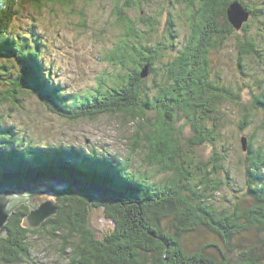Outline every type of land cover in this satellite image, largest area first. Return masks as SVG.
Wrapping results in <instances>:
<instances>
[{"label": "trees", "instance_id": "trees-1", "mask_svg": "<svg viewBox=\"0 0 264 264\" xmlns=\"http://www.w3.org/2000/svg\"><path fill=\"white\" fill-rule=\"evenodd\" d=\"M28 1L46 4V0H0V60L7 56L17 60L15 74L6 78L9 87L0 90V108L6 104L22 106L17 103L19 95L37 88L42 103L72 121L111 112H123L134 119H143L149 110H154L159 120L150 128L149 138L158 148L152 163L166 175L161 180L146 178L135 172L130 162L125 163L114 155L98 153L94 149H77L72 153L69 147L62 149L55 145L43 149L31 141H18L17 130L1 125L3 118L0 114V181H30L41 175L45 180L68 177L65 181L70 184L81 179L88 186H77L80 193L84 192V199L74 195V190L59 193L56 197L61 204L59 213L45 221L41 228L25 227L23 220L29 208L18 207L8 222V235L0 237V264H25L31 257L30 233L47 228L49 224L56 232L68 230L82 235L81 244L75 245L76 255L72 257L71 264H264V237L260 235L264 232L263 145L255 146V134L249 136L248 149L254 166L245 174L252 182L247 189L251 202L243 204L242 199L232 207L219 208L212 194L225 182L214 175L221 168L213 173L219 164L217 155L214 152V157L204 159L199 158L201 155L197 156V152L188 155L182 151L177 135L182 132L181 126L172 125L178 117L168 111L171 105L175 113L177 107H183L190 117V106L214 108L223 100L234 101L229 90L209 80L210 71L205 67L206 62H212L208 57L210 48L226 39L230 35L229 30L234 28L227 17L231 0H178L189 9L180 28L189 25L190 31L182 41L180 55L168 56L170 60L164 62L177 65L167 78L181 79V74L186 79L182 81L185 83L183 88L174 89L178 94L166 96L164 93L160 96L167 100L165 104L161 103L160 97H151L149 92L140 90L154 73L155 60L161 62L162 55L174 49L168 39L158 41L155 36L158 32L153 25L161 14L136 15L137 21L121 13L117 23L120 31L122 28L124 31L104 56L115 65L114 73L108 76V89L98 83L95 90L89 88L69 93L52 81V74H44L43 60L39 61L43 53L28 38L38 35L34 30L29 32L32 35L26 38L27 42L19 36V40L11 41L8 50L2 47L10 34L3 36L1 29H10L6 23L15 19L18 3ZM57 1L68 6L75 2ZM145 1H150L146 4L149 6L155 0H129L127 4L134 11L140 4L144 7ZM167 1L172 0L162 1L160 5L165 8ZM116 2L118 7L119 1ZM244 5L252 16L244 27H250L257 15H264V7L256 11L246 3ZM172 23L168 22L162 38L167 37V32L171 34ZM150 34L154 35L155 42ZM234 36L242 44L240 53L258 55L254 33L243 40L240 35ZM151 43L155 46H150ZM146 64L149 65L148 74L142 76ZM3 71L5 66L0 62V80L4 79ZM163 80L162 84L168 83ZM182 95L186 96V102L179 98ZM196 132L199 141L190 142L195 148L206 140H216L208 134L200 138L202 130L197 129ZM65 152L73 155L75 161L66 160ZM44 160L50 161L49 167L40 162ZM93 186L97 188L93 189ZM92 191L94 198L100 200L96 204L105 206L111 220L108 234H97L88 224L87 195ZM21 208L24 210L20 211Z\"/></svg>", "mask_w": 264, "mask_h": 264}, {"label": "rangeland", "instance_id": "rangeland-1", "mask_svg": "<svg viewBox=\"0 0 264 264\" xmlns=\"http://www.w3.org/2000/svg\"><path fill=\"white\" fill-rule=\"evenodd\" d=\"M116 1L75 0L70 6L57 0H46L44 5L38 2L33 3V1L20 2L15 19L9 24L6 23L10 29L7 30L5 27L1 29L3 36L10 34L4 40L2 47L8 50L11 41L19 40V36L26 41V38L32 35L29 32L34 30L38 35L28 38L33 45L39 46L43 53L39 56V61L43 60L44 74H52V81L62 85L63 90L70 93L83 89H94L98 83L108 89L110 85L108 76L114 73L115 65L104 56L124 31V28L120 31L117 23V19L121 17L120 14L134 17L138 21L136 15L145 16L146 13L147 16L148 13L151 16L157 12L161 14V17L153 25L159 34L155 36L158 41L168 39L174 49L162 55L161 62L155 60L156 69L146 81L145 86L143 83L140 90L142 93L149 92L151 97L158 98L164 93L166 96L176 94L185 84L182 82L185 75L182 76L179 73L181 79L176 78V80H174L175 77L167 78L169 73L177 68V65L164 61L170 60L169 57L176 53L180 55L183 47L182 41L190 31L189 25L180 28L181 21L185 22V13L189 9L178 0L167 1L165 8L160 5L165 0H155L149 6L146 4L150 1H145L143 2L144 7L140 4L132 11L127 4L129 0H118V7ZM234 1L236 0H231L228 7ZM237 1L248 4L256 11L264 7V0ZM197 6L200 5L197 4ZM181 16L183 17L180 18ZM249 20H252V16ZM249 20L241 29L233 26L234 28L229 30L230 35L226 39L210 48L208 57L212 62L211 64L206 62L205 65L210 71L209 80H212L218 87L229 90L235 98L234 101L223 100L214 108L203 106L208 110L206 112L201 106L197 108L190 106V114L195 117L192 115L188 117L183 107H177L176 113L172 105L168 108L173 116L178 117L172 125L181 126L182 132H178L177 135L182 151L188 152V155L197 152V156L201 155L199 158L204 159L214 157V152L217 155L216 161L219 164L213 169V173L221 168V171L214 175L225 182L221 184L220 190L212 194L215 205L219 208L232 207L242 199H244L243 204L251 202L247 189L252 182L245 174L246 170H253L254 166L248 149L251 134H255V146L263 145L264 151V47L262 46L264 15H257V19L252 21L250 27H244L250 22ZM221 21L226 24L224 19ZM168 22L172 23L171 34L167 32V37L162 38ZM252 33L255 35L259 50L256 56L240 53L242 44L240 39L234 36L240 35L243 40L251 37ZM149 36L151 39L154 37L152 34ZM152 41L155 42V39L153 38ZM150 46L155 45L151 43ZM238 53L243 56H239ZM0 62L5 66L4 79L0 80L1 90L9 87L10 83L6 78L15 74L17 60L12 56H7ZM148 68L149 65L146 64L144 69L148 70ZM162 80L168 83L162 84ZM37 92V88H32L29 93L19 95L17 103L22 106L6 104L0 108L1 118H3L1 125L15 128L18 132L16 133L18 141H31L43 149L60 145L62 149L72 148V153H76L77 149L84 151L87 148L90 149L89 151L94 149L98 153L105 152L114 155L125 163L130 162L132 169L146 178L161 180L166 175L161 169L158 171L159 166L152 163V158L156 155L158 148L149 138L150 128L157 125L159 120L154 110H149L143 119H134L130 114L123 112H111L72 121L42 103V97ZM180 97L183 102H186V96ZM160 99L162 104L167 103L165 98L160 97ZM181 104L187 106L182 101ZM197 129L202 130L200 138L208 134L216 140H206L195 148L190 142L199 141ZM245 140L246 148L243 144ZM67 152L64 157L73 158V155H66ZM47 157L50 160V156ZM95 188L97 187L93 186V189ZM74 193L79 198L84 199L85 197L84 192L74 190ZM57 194L55 202L61 207L56 198L59 196ZM88 196L89 193L87 199ZM87 211L88 224L95 229L97 234L110 233L112 223L107 213L104 219L94 214L90 216L88 208ZM46 227L30 233L28 241L31 257L26 259L25 264H71L72 257L76 255L75 245L76 243L81 244L82 235L79 232L71 231V233L68 230L56 232L51 229V224ZM260 235L264 237V232Z\"/></svg>", "mask_w": 264, "mask_h": 264}, {"label": "water", "instance_id": "water-1", "mask_svg": "<svg viewBox=\"0 0 264 264\" xmlns=\"http://www.w3.org/2000/svg\"><path fill=\"white\" fill-rule=\"evenodd\" d=\"M250 16L251 13L237 0L227 8L228 20L236 29H241ZM147 74L148 70L144 69L142 76H146ZM243 144L244 148H246V140ZM65 159L75 161L74 158ZM42 163L44 166H50V161ZM62 178L45 180L41 175H36V179L30 181H22V179L19 180L21 182L12 183L0 181V237L8 235V222L18 207L25 206L29 208V212L24 217L23 224L29 229H35L41 227L45 221L58 213L59 206L55 202L57 193L63 191L68 193V191L78 190L77 186L80 184L87 186L81 179L75 180L74 183L70 184L65 181L69 179L68 177ZM71 180H74L73 177H71ZM93 195V191L90 192L87 199V208L90 216L94 214L96 217L98 215L105 219L106 208L103 205L94 203L100 202V200L94 198ZM89 226L94 229L90 224Z\"/></svg>", "mask_w": 264, "mask_h": 264}, {"label": "bare ground", "instance_id": "bare-ground-1", "mask_svg": "<svg viewBox=\"0 0 264 264\" xmlns=\"http://www.w3.org/2000/svg\"><path fill=\"white\" fill-rule=\"evenodd\" d=\"M243 4V3H242ZM245 4V3H244ZM243 4V7H245V5ZM246 8V7H245ZM247 9V8H246ZM248 10V9H247ZM250 12V11H249ZM251 13V12H250ZM251 17V16H250ZM250 21V20H249ZM245 24V23H244ZM240 31V30H239ZM162 41V40H161ZM256 44V43H255ZM41 82V81H40ZM52 84V83H51ZM35 112V111H34ZM159 142V141H158ZM159 152V151H158ZM60 193H65L64 191L63 192H60ZM94 193V192H93ZM59 194V193H58ZM57 194V195H58ZM94 196V195H93ZM94 203H96V202H94ZM29 212V211H28ZM43 226V225H42ZM41 226V227H42ZM41 227H39V228H41ZM30 229H33V228H30Z\"/></svg>", "mask_w": 264, "mask_h": 264}, {"label": "flooded vegetation", "instance_id": "flooded-vegetation-1", "mask_svg": "<svg viewBox=\"0 0 264 264\" xmlns=\"http://www.w3.org/2000/svg\"><path fill=\"white\" fill-rule=\"evenodd\" d=\"M189 77H190V76H188V78H189ZM185 79H186V76H185ZM185 79H184V80H185Z\"/></svg>", "mask_w": 264, "mask_h": 264}]
</instances>
